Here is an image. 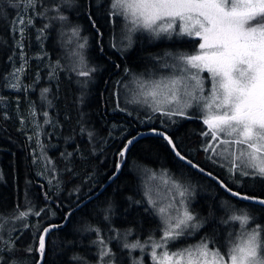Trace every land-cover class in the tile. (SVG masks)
Listing matches in <instances>:
<instances>
[{
  "label": "trees",
  "instance_id": "trees-1",
  "mask_svg": "<svg viewBox=\"0 0 264 264\" xmlns=\"http://www.w3.org/2000/svg\"><path fill=\"white\" fill-rule=\"evenodd\" d=\"M11 3L14 7L9 8L0 0V249L5 250L0 251V257L4 261L36 264L43 229L63 222L70 210L101 190L115 174L119 152L127 140L144 130L161 129L172 137L182 155L229 188L264 198V179L232 182L221 166L208 158L202 147V121L193 117L180 122L149 119L118 107L123 81L170 60L166 54L171 51H194L200 39L177 40L173 36L167 41L140 30L142 34H134L130 47H125V43H116L125 23L120 16H109L111 0H36L35 8L26 11L31 22L21 34L17 22L25 0ZM57 6L66 21L56 18ZM77 26L79 37L72 33ZM81 38L87 39L81 50L87 68L95 69L87 77L72 70H79L74 59ZM18 68L23 69L16 75L21 85L14 89L12 74ZM163 174L180 182L189 180L203 190L195 193L192 212L204 226L194 237H185L179 248L206 237L220 248L219 234L225 242L226 232L238 229L222 223L225 216H218L220 202L233 198L179 160L165 140L149 137L131 148L120 175L98 197L75 212L65 228L50 235L44 264H82L73 259L76 256L87 264H98L99 249L93 243L97 236L91 228L100 229L115 253V264H133L137 254L146 255L147 248L143 252L125 249L123 240L109 238L117 231L121 235L130 231L126 238L130 243H143L149 236L160 239L163 224L147 201L144 179ZM20 212L29 214L16 219ZM255 215L264 220V213ZM13 242L14 248L7 251ZM221 250L225 252V246Z\"/></svg>",
  "mask_w": 264,
  "mask_h": 264
},
{
  "label": "snow or ice",
  "instance_id": "snow-or-ice-1",
  "mask_svg": "<svg viewBox=\"0 0 264 264\" xmlns=\"http://www.w3.org/2000/svg\"><path fill=\"white\" fill-rule=\"evenodd\" d=\"M5 3L9 8L14 7L11 0H5ZM26 3L33 9L36 6V0H26ZM2 10L3 5H0ZM55 11L57 19L67 20L66 16L59 14V6ZM109 16H120L125 20L126 26H129L125 38L129 43L131 33L138 30L146 31L154 38L162 35L170 38L173 34L199 37L201 42L196 54H166L171 62L165 59L161 67L170 70L168 75L138 81V94L142 97L138 102L153 113L159 111L169 118L188 117V110L195 107L208 129L202 135L209 137L204 145L209 158L215 156L226 161L232 175L238 172L240 176L264 179V0H111ZM28 22H31V17ZM17 23L23 25L24 18L20 17ZM92 24L95 28V21ZM19 31L22 34L23 28L20 27ZM72 33L79 37L78 26L72 28ZM97 35L102 37L103 34L97 29ZM81 39L83 42H77L79 50L87 45V39ZM78 60L83 67L72 69L78 76L87 77L95 71L87 68L82 51ZM22 70L18 68L12 75L15 77ZM204 72L209 74L207 94L202 76ZM120 110L126 111L124 108ZM152 131L167 141L178 158L200 172L205 171L181 154L171 136L156 129ZM135 139L133 136L127 140L119 152L121 158L126 156ZM220 145H224V148L218 152ZM119 167L117 165V170ZM207 175L211 176L212 173ZM164 183H171L169 191L173 192L167 204L158 205L145 191L148 203L162 218L160 239L149 236L143 243L139 240L130 243L126 239L130 231L123 235L117 231L115 237L109 240H123V248L140 249L141 252L150 245L154 264H264V226L255 223L249 227L255 217L243 210L239 213L232 211L222 221L239 228L235 234L227 233L226 252L221 253L207 237L196 244L170 252V242L193 235L204 226V221L190 210V188L175 179L165 180ZM219 183L232 196L264 206V198L233 191L223 181ZM28 214L20 212L16 219ZM105 219L108 217L105 216ZM0 221H3L2 217ZM2 227L3 223L0 222ZM89 230L97 236L93 243L99 249L98 264H115V253L108 247V241L101 235L100 229ZM49 231L48 228L43 229L38 239L37 251L41 258L45 253V236ZM210 244L213 246L210 247ZM14 246L13 242L7 251H11ZM73 259L87 264L83 257L76 256ZM0 264L8 262L0 257ZM133 264H143V261L134 260Z\"/></svg>",
  "mask_w": 264,
  "mask_h": 264
},
{
  "label": "rangeland",
  "instance_id": "rangeland-1",
  "mask_svg": "<svg viewBox=\"0 0 264 264\" xmlns=\"http://www.w3.org/2000/svg\"><path fill=\"white\" fill-rule=\"evenodd\" d=\"M29 8L30 7H28V5L26 3V0H25V10L20 15V17L24 18L25 23L23 25H18V23H17L18 28H20V27L23 28L22 34L24 33L25 28H26V26L28 24V21H27L28 20V14L26 13V11ZM121 22H123V24L124 23L125 24H124V27H122V29H121V32H120L121 34L116 39V43H119V44L125 43L126 44L125 47H128V46L130 47V45L132 43L131 42L129 43V40H125L126 39L125 37L128 35V27L129 26H126V22H125L124 19ZM138 33L142 34V31L138 30V31H135V32L131 33L130 39H131L132 42H133V39H134L133 35L134 34H138ZM173 36H177V35L173 34V35H171L170 38L167 37V36H163L162 35V36H160L157 39L163 38V39L168 41V40L172 39ZM177 37H178V38H176L177 40H181L179 38H184V37H187V38H190V39L191 38L199 39V37H195V36L189 37V36H186V35L185 36H177ZM198 50H199V45H198V48H196L192 52H173V51H171V53H173V54H178V53L196 54L198 52ZM79 51H81V50H79ZM79 51H78V54L76 55L74 61L77 62V66L80 69L81 67H83V65H81L79 60H78V55L81 53ZM83 60L86 63L85 57H83ZM168 62L170 63L171 60H168ZM161 64H163V63H161ZM161 64L157 63L156 67L153 66L151 68L145 69L144 71L137 72V73L133 74L131 77H129L127 80L123 81V83L121 84V88H120L121 89V91H120L121 97H119V100H117L119 108L120 109L121 108L126 109V111H124L126 113L135 112V113L139 114L140 116L144 115V116H147L148 118L152 117V119L156 118V119H160V120H167L168 122H173V121L180 122V121H182V118L183 119H187V118H190V117H193V119H198V120L202 121L201 113L195 107H193V108L188 110V117L174 116V117L169 118L167 116L162 115V113L159 112V111L153 113L146 105L138 102V101L142 100V97H140L139 94H138V81L152 79V78L158 79L162 75H168L169 74L170 70L167 69V68L161 67ZM150 73L153 74V75L150 76ZM202 76H203V79H204L205 94H207V89L210 86V84H209V74L207 72H204L202 74ZM14 84L16 85V87H12L14 89H18L19 86L21 85V82H19V77L18 76L12 78L11 86L14 85ZM207 130H208L207 126L205 125V130L204 131H207ZM40 135H41V133L39 131V135L38 136L40 137ZM203 138H204V143H203L202 147L204 148V145L209 140V137H206V136L203 135ZM241 147H243V146H241ZM222 148H224V145H220V148H218L217 151L219 152L220 149H222ZM207 156L209 158V153H207ZM209 159L211 161H213V162H216V164H218L219 166H221V169L228 175V177L230 178V180L232 182H235V183L237 182L238 183V182H242L241 181L242 178H243V181H244L245 179H249V177H252V176H240L238 172H237L236 175H232L229 172V165H228V163L226 161H224L223 159H221L219 157H215V156L212 157V158H209ZM171 179H175V178L171 177L168 174L153 175V176L150 175L149 177L144 179V181H145V190H147L149 192V194L152 196V199L157 201L158 205L159 204H167L168 199L173 194V192L169 191V189L171 188V183H168V184L164 183L165 180H169L170 181ZM181 182L186 187L191 189V193L192 194H191V198H190L189 207H190V210L192 211V208L196 204V199L193 198V197L196 196L195 193H197V192L201 193L203 191L202 187L200 188V186L194 185L189 180L181 181ZM241 210L246 211L249 215H252V216L255 217V220L252 222V224L249 225V227H252L255 223H260L262 226H264L263 216L257 217V215H255L256 211L253 208H246V205H243V203L237 202L234 199L233 200L226 199V200H223L222 202H220V206L218 208V214H219L218 216L220 218L223 217V216H225L227 218V216L232 211H236L237 213H239ZM156 213H157V211H156ZM158 216L160 217V220L162 222L161 216L159 214H158ZM8 226H10V224H6L5 225V227H8ZM226 226H228V225H226ZM198 231L199 230L195 231V233L193 235H191V236H185V237H189V238L194 237L197 234ZM237 231H239V228L236 229V230H232L231 232H233L235 234V232H237ZM228 232L229 231H227L226 234ZM221 236L222 235L219 234L217 239L220 242V244H222V246L220 248L223 249L224 246L226 248V241L224 242V236L223 237H221ZM185 237H182L179 240L170 242L168 244L169 251L170 252L177 251L178 249L187 247L188 245H192V244L198 243V242H192V243H189L188 245H185L184 247L179 248V245L183 244V243L180 244V242H182ZM176 245H177V247H176ZM145 248L148 249L146 255L145 254H137L136 255V260L137 261H141L142 260L143 264H154V262H153V260L151 258V255H150V253L152 251L151 246H148V247L146 246ZM221 249H220L221 253H224V252H222ZM159 251L160 250L158 249L157 250L158 254H159ZM225 252H226V250H225Z\"/></svg>",
  "mask_w": 264,
  "mask_h": 264
},
{
  "label": "water",
  "instance_id": "water-1",
  "mask_svg": "<svg viewBox=\"0 0 264 264\" xmlns=\"http://www.w3.org/2000/svg\"><path fill=\"white\" fill-rule=\"evenodd\" d=\"M153 129H149V130H144V131H141L137 134H135L134 136L136 137V139L134 140L133 144L131 146H129V150L128 152L126 153V156L124 158H121L120 156H118V165H120L119 169L117 170L116 169V172L115 174H113L109 180L107 181V183L103 186V188L101 190H99L98 192H96L95 194H93L92 196L88 197L87 199H85L83 202H81L80 204H78L76 207H74L72 210H70L68 212V214L66 215L65 217V220L61 223H58V224H51L49 226H47L46 228L50 229V231L47 233V235L45 236V241H46V247H45V253L43 255V257L41 258L40 254H39V260L36 264H44L45 262V256H46V250H47V245H48V240H49V237L50 235L55 232V231H58V230H61L63 228H65L69 222H70V219L72 217V215L77 212L78 210H80L81 208H83L87 203L91 202L92 200H94L96 197H98L121 173V170L122 168L124 167L125 163H126V160H127V157H128V154H129V151L131 150V148L140 140L142 139H145V138H149V137H158V138H161L163 140H165L163 137H161L160 135H157L155 132L152 131ZM157 132H164L162 131L161 129H156ZM166 133V132H164ZM167 134V133H166ZM169 136V134H167ZM132 138V137H131ZM130 138V139H131ZM166 141V140H165ZM167 142V141H166ZM173 152V151H172ZM174 153V152H173ZM175 155V153H174ZM176 156V155H175ZM177 157V156H176ZM178 158V157H177ZM179 160H181L180 158H178ZM189 160V159H188ZM183 163H185L186 165H188L191 169H193L194 171H196L197 173H199L200 175L206 177V178H209L211 179L213 182H216L218 185L221 186V184L219 183V181H221L218 177L214 176L213 174L211 176L207 175V173H209L208 171H204V172H200L197 168L195 167H192L190 166L186 161L184 160H181ZM195 164V163H193ZM201 168V167H200ZM218 178V179H217ZM224 183V182H223ZM225 184V183H224ZM221 188L231 197L233 198L234 200L236 201H239V202H242V203H246V204H252V205H256V206H259V207H264V206H261L260 204L258 203H255V202H251V201H247V200H242V199H239L237 197H234L232 196L228 191L225 190L224 187L221 186ZM234 191V190H233ZM69 213H71V215H69ZM53 226H56V227H53ZM43 233V232H42ZM41 233V235H42ZM39 253V252H38Z\"/></svg>",
  "mask_w": 264,
  "mask_h": 264
},
{
  "label": "flooded vegetation",
  "instance_id": "flooded-vegetation-1",
  "mask_svg": "<svg viewBox=\"0 0 264 264\" xmlns=\"http://www.w3.org/2000/svg\"><path fill=\"white\" fill-rule=\"evenodd\" d=\"M257 211L260 212V213H264V207H260V209H258Z\"/></svg>",
  "mask_w": 264,
  "mask_h": 264
}]
</instances>
